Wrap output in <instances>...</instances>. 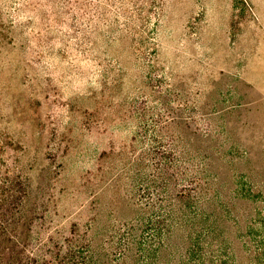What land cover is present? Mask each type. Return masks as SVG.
I'll return each instance as SVG.
<instances>
[{"label":"rangeland","instance_id":"rangeland-1","mask_svg":"<svg viewBox=\"0 0 264 264\" xmlns=\"http://www.w3.org/2000/svg\"><path fill=\"white\" fill-rule=\"evenodd\" d=\"M249 224L264 0H0V264H249Z\"/></svg>","mask_w":264,"mask_h":264},{"label":"trees","instance_id":"trees-1","mask_svg":"<svg viewBox=\"0 0 264 264\" xmlns=\"http://www.w3.org/2000/svg\"><path fill=\"white\" fill-rule=\"evenodd\" d=\"M174 175V174H173ZM172 179V177L170 178ZM166 182V186H167ZM167 188V187H166ZM191 189L186 187L185 184H182V187L178 190H172V194L169 197L168 209L164 214L165 220L168 222L169 235L172 233L174 228L184 227L190 219H191V211H193V206L197 203L195 202V197L193 196ZM170 205V206H169ZM197 206H200V201H198ZM167 208V206H166ZM200 211V210H198ZM162 216H160L161 218ZM160 218H156L155 221L151 218L147 220V226L152 223H156V221H161ZM250 225V224H249ZM248 225V228H249ZM150 227V226H149ZM202 227V226H201ZM203 231H209L207 227H202ZM168 231V230H167ZM263 231V232H262ZM249 234L251 236L252 247L248 254V262L249 264H264V230L262 227L255 228L250 225ZM253 234V236H252ZM254 238L259 240H254ZM234 264H238L236 259V254H234ZM212 260V264H222L223 261L214 263ZM42 264H54L49 260H45Z\"/></svg>","mask_w":264,"mask_h":264}]
</instances>
